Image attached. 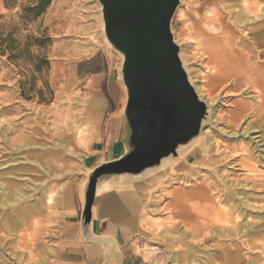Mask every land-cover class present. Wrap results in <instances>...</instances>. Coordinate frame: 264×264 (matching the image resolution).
Here are the masks:
<instances>
[{
	"label": "rangeland",
	"instance_id": "1",
	"mask_svg": "<svg viewBox=\"0 0 264 264\" xmlns=\"http://www.w3.org/2000/svg\"><path fill=\"white\" fill-rule=\"evenodd\" d=\"M6 1L0 0L2 31L12 19L18 23L28 4L16 0L8 8ZM38 31L52 42L45 53L50 68L35 74L36 92L22 94L30 66L0 56V264H55L64 216L70 204L83 206L91 91L79 79L80 63L108 54L126 91L99 0H52L21 34ZM172 31L210 104L207 149L157 191L154 184L140 186L149 199L137 201V237L158 264H264V0H180ZM40 90L49 102L40 100ZM229 209L234 214L225 216ZM232 233L237 237H225ZM231 252L238 258L230 261Z\"/></svg>",
	"mask_w": 264,
	"mask_h": 264
},
{
	"label": "water",
	"instance_id": "2",
	"mask_svg": "<svg viewBox=\"0 0 264 264\" xmlns=\"http://www.w3.org/2000/svg\"><path fill=\"white\" fill-rule=\"evenodd\" d=\"M110 47L122 58L127 92L117 155L86 175L82 237L93 241L90 223L102 181L139 176L176 156L196 138L208 114L180 59L172 20L180 0H99Z\"/></svg>",
	"mask_w": 264,
	"mask_h": 264
},
{
	"label": "crops",
	"instance_id": "3",
	"mask_svg": "<svg viewBox=\"0 0 264 264\" xmlns=\"http://www.w3.org/2000/svg\"><path fill=\"white\" fill-rule=\"evenodd\" d=\"M78 75L85 83L83 86L91 91L85 117L88 152L85 167L89 171L117 155L127 94L120 83L117 64L108 54L82 61ZM123 193L112 191L103 197L105 200L99 207L94 205L90 223L92 242L82 237L83 206L70 204L54 253L55 264H158L145 253L137 237L139 203ZM113 196L120 199L119 211L106 205Z\"/></svg>",
	"mask_w": 264,
	"mask_h": 264
},
{
	"label": "bare ground",
	"instance_id": "4",
	"mask_svg": "<svg viewBox=\"0 0 264 264\" xmlns=\"http://www.w3.org/2000/svg\"><path fill=\"white\" fill-rule=\"evenodd\" d=\"M180 59H181V61L183 63V67H184V69H185V71H186V73L188 75L190 83L193 85V87L196 90L197 94L199 95L200 99L203 100L206 103L207 108H208V116H206V119L202 123V129H201L199 135L196 138H194L187 145L180 146L177 149V151H176L177 152L176 156H170V157H167V158L163 159L161 164L159 166H157L156 168L147 170V171H145L144 173H142L139 176H135V177L129 176V177L122 178L120 180L102 181V182H100V184L98 185V189H97V197H96V202H95L96 208L99 207L100 204L105 200V198H103V197H105L108 193H110L112 191H115V190L116 191H121L120 189L127 188V187H128V190H126L123 193V195L130 196V197H133V198H137L138 200H136V201H139V202L148 201V199H149L148 197L149 196H148L147 193H148L149 190H146L145 188L140 187L141 185L154 184L155 189L157 191L159 189L160 185L165 180L167 181V179L171 175H181V173H183L187 169L188 166L193 165V162L195 160H200L201 159V157H200L201 154L206 152L207 139H206L205 126H206V124L208 122L210 123V121H211L210 104H209L208 101H206V98L204 99L199 94L196 86L194 85V83H193V81L191 79V76H190L189 68H188L186 62L184 61V59L182 57V52L181 51H180ZM259 94H260L259 98L262 99L263 96H264L263 93L260 92ZM90 171H92V170H89V172ZM200 188H202V186ZM117 195L118 194H116V196ZM116 196H113L112 199L110 200V202L106 204V205L111 206L110 209L113 210V211H119L121 209L120 199L117 198ZM119 196H121V194H119ZM191 197H193V198L194 197H200V198H203V200H204L205 196L204 195L202 196V194H200V193H195V196L191 195ZM175 198L179 199V198H183V196L179 195V196H177ZM239 199H240V202L242 204H247L248 203V200H247L246 196H244V197L240 196ZM230 201L231 202L235 201V196H232V198H230ZM222 212H223V214L225 216H229V215L234 214V212L232 210H230V209L228 211H222ZM179 216L182 217V220H185L184 214H179ZM229 219H232V218L231 217H227L224 221L228 223ZM227 230H229V229H227ZM218 232L219 231H216L215 233H218ZM223 236H224V234H223ZM225 237H232L233 238V237H237V236H236V234L232 233L230 235H226ZM232 238H231V241L238 242V240H233ZM246 240H247V242H249L248 239H246ZM242 243H245V241H243ZM177 255H178V253H177ZM177 255H173L172 256V261L175 262V263H179L178 262L179 261V257ZM238 256L239 255L236 252H231L228 255V258H229L230 261H233V260L237 259Z\"/></svg>",
	"mask_w": 264,
	"mask_h": 264
},
{
	"label": "trees",
	"instance_id": "5",
	"mask_svg": "<svg viewBox=\"0 0 264 264\" xmlns=\"http://www.w3.org/2000/svg\"><path fill=\"white\" fill-rule=\"evenodd\" d=\"M14 1L7 0L6 7H15ZM27 5H22L20 11L17 13L18 23L12 19L8 28L5 31L0 29V56L6 57L8 61L13 63H21L25 66H30L31 75L27 82H22V94L27 97L29 93L36 92L37 77L35 74L42 75L50 68V61L46 56V51L50 46L52 40L46 32H39L38 36L28 33L22 35L33 25L48 9L52 0H27ZM26 28V29H25ZM27 83L29 87H27ZM50 97L53 92L47 83H44ZM40 100L49 102L51 98L46 99L45 93L40 90Z\"/></svg>",
	"mask_w": 264,
	"mask_h": 264
}]
</instances>
